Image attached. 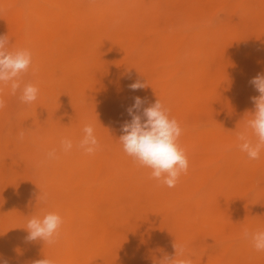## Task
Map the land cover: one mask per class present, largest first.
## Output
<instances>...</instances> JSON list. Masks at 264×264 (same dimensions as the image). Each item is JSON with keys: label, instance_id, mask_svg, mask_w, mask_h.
Returning a JSON list of instances; mask_svg holds the SVG:
<instances>
[{"label": "bare ground", "instance_id": "6f19581e", "mask_svg": "<svg viewBox=\"0 0 264 264\" xmlns=\"http://www.w3.org/2000/svg\"><path fill=\"white\" fill-rule=\"evenodd\" d=\"M0 35L31 50L21 79L39 88L24 104L0 86V260L158 264L176 242L192 264H264L242 237L264 229V152L249 159L237 139L264 75V0H0ZM135 97L182 128L175 187L123 151ZM89 123L94 154L76 146ZM45 212L63 218L54 245L26 240Z\"/></svg>", "mask_w": 264, "mask_h": 264}, {"label": "clouds", "instance_id": "9594fccd", "mask_svg": "<svg viewBox=\"0 0 264 264\" xmlns=\"http://www.w3.org/2000/svg\"><path fill=\"white\" fill-rule=\"evenodd\" d=\"M10 41L7 35H0V86H9L13 95L20 92L21 103L31 104L39 95V88L31 83H23L22 75L32 65V52L28 48H8ZM250 83L259 92L253 97L255 109L246 120L245 127L237 133L239 150L246 153L249 159H259L264 152V75L258 74ZM131 90H139L145 84L139 80L129 85ZM144 101L140 97L134 98V103L127 111L131 116L130 122L122 125V135L119 141L123 151L132 157L140 166L150 168L151 178L160 181L169 188L175 187L182 174L189 168L186 151L179 145L182 134L179 122L170 116V110L158 99L148 107H143ZM5 107V101L0 97V109ZM83 137L76 145L86 154H94L99 148V140L94 126L89 123L83 128ZM23 139L24 133L21 132ZM73 148V141L63 138L60 150L68 152ZM56 149L47 153L48 158H56ZM39 200H46L39 196ZM63 224L62 216L57 212H45L42 216H31L25 228L28 231L27 241L43 240L44 243L54 245L61 236ZM244 239H250L253 248L264 251V229L242 233ZM174 256L164 255L158 264H192V259L185 255V246L174 243ZM0 264L7 261L0 260ZM33 264H55L51 258L44 257Z\"/></svg>", "mask_w": 264, "mask_h": 264}]
</instances>
